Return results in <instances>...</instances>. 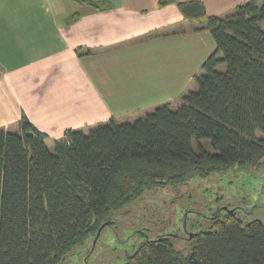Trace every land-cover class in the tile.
Listing matches in <instances>:
<instances>
[{
    "label": "trees",
    "instance_id": "trees-1",
    "mask_svg": "<svg viewBox=\"0 0 264 264\" xmlns=\"http://www.w3.org/2000/svg\"><path fill=\"white\" fill-rule=\"evenodd\" d=\"M170 5L210 30L216 44L194 78L198 90L176 109L162 104L134 122L69 129L53 150L26 116L17 131L0 128V264H64L107 222L144 211L147 197L195 177L264 166V0L223 16H208L201 1H158ZM229 210L219 209L205 228L193 226L187 248H179L178 235L160 236L141 243L125 264H264V222Z\"/></svg>",
    "mask_w": 264,
    "mask_h": 264
},
{
    "label": "crops",
    "instance_id": "crops-1",
    "mask_svg": "<svg viewBox=\"0 0 264 264\" xmlns=\"http://www.w3.org/2000/svg\"><path fill=\"white\" fill-rule=\"evenodd\" d=\"M41 1L58 5L56 30L0 31V128L8 131L26 116L47 141L68 140L69 129L86 133L96 123L117 121L115 110L127 102L172 101L179 70L191 73L216 50L210 30L184 20L175 5L159 7V0H93L111 5L106 10ZM68 1L79 6L70 14ZM181 1H201L208 16H223L250 0ZM20 60L27 62L24 70L16 67Z\"/></svg>",
    "mask_w": 264,
    "mask_h": 264
},
{
    "label": "rangeland",
    "instance_id": "rangeland-1",
    "mask_svg": "<svg viewBox=\"0 0 264 264\" xmlns=\"http://www.w3.org/2000/svg\"><path fill=\"white\" fill-rule=\"evenodd\" d=\"M31 2L30 0H0V31L16 30L24 33L37 29L56 30L57 21L54 20L53 14L58 15V5L52 6L45 1L43 4L41 0L38 2L31 0ZM67 4L68 14L79 8L76 2L68 1ZM88 9L93 10L91 7ZM189 22L196 23V21ZM259 25L264 31V21H260ZM45 37L40 35L38 39ZM4 39L11 38L7 36ZM212 42L215 44L214 41ZM13 48L19 51L20 56L22 55L23 48L20 44H15ZM26 64L25 60H20L16 67L24 70ZM186 70L191 69L179 70L176 84L179 93L176 99L166 102V100L161 101L151 97L156 100L151 102V98L146 101L149 98L146 97L127 102L126 108L115 110L118 115L117 122H134L162 104L176 109L182 103L185 94L198 90L195 76L204 74L202 66L198 67L192 70L193 77L190 81L191 73H187ZM217 70L226 71V65L219 66ZM18 95L25 103V92H19ZM108 122L109 120L89 126L86 133ZM201 143L210 153H216L210 140L204 139ZM47 144L51 150L54 149L53 139L47 141ZM142 209L144 211H134L118 216L117 222L105 226L98 239L94 237L91 242L89 239L86 244L77 247L64 264H125L126 257L132 254L141 243L164 235H178L179 248H187V238L193 234V226L201 225L205 228L208 218H212L219 209L233 210L245 221L264 222V166L246 169L236 167L230 172L215 174L209 178L195 177L175 192H162L159 197L145 198Z\"/></svg>",
    "mask_w": 264,
    "mask_h": 264
},
{
    "label": "water",
    "instance_id": "water-1",
    "mask_svg": "<svg viewBox=\"0 0 264 264\" xmlns=\"http://www.w3.org/2000/svg\"><path fill=\"white\" fill-rule=\"evenodd\" d=\"M108 224H110V222H107V225H108ZM104 226H105V225H104ZM104 226H102V227L99 229V231H98V233H97V236H96V239L99 238V236H100V234H101V232H102Z\"/></svg>",
    "mask_w": 264,
    "mask_h": 264
}]
</instances>
